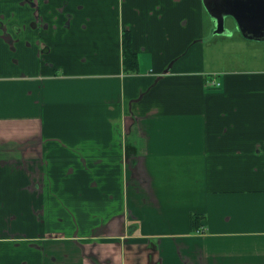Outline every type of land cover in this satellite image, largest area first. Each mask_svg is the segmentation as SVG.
<instances>
[{
  "label": "crops",
  "instance_id": "crops-1",
  "mask_svg": "<svg viewBox=\"0 0 264 264\" xmlns=\"http://www.w3.org/2000/svg\"><path fill=\"white\" fill-rule=\"evenodd\" d=\"M203 5L0 0V264H264V60L198 70Z\"/></svg>",
  "mask_w": 264,
  "mask_h": 264
},
{
  "label": "rangeland",
  "instance_id": "rangeland-1",
  "mask_svg": "<svg viewBox=\"0 0 264 264\" xmlns=\"http://www.w3.org/2000/svg\"><path fill=\"white\" fill-rule=\"evenodd\" d=\"M211 19L204 5L202 6L201 16H199L197 12L194 18L198 29H202V44L197 46L195 54L205 59V65L201 66L198 70H204L205 72L226 71L227 67L225 66L231 61H236L238 66H246L249 59H252L253 56L257 58V61L264 60V41L252 42L243 38L239 28L235 26L234 20L230 17H227L225 21V30L229 34L217 35L214 33L215 25L213 19ZM229 36L232 37L227 38ZM237 39L241 42H235ZM68 50L69 45H61L55 48L54 54L61 55V59L54 64L53 60H58L59 56H51L52 60L47 61L50 65H55L60 75L65 72L73 71V69L69 68L67 65L72 61V53L75 50L73 52H69ZM102 52L103 48L89 47L80 49L76 54L78 69L82 68L90 73H100V71H98L99 68L95 66L91 67L88 63L95 62ZM80 58L82 59L79 60ZM185 58L188 60L189 55ZM98 63L99 62H97L96 65ZM177 67L181 66L179 65Z\"/></svg>",
  "mask_w": 264,
  "mask_h": 264
},
{
  "label": "water",
  "instance_id": "water-1",
  "mask_svg": "<svg viewBox=\"0 0 264 264\" xmlns=\"http://www.w3.org/2000/svg\"><path fill=\"white\" fill-rule=\"evenodd\" d=\"M214 22V33L228 35L227 17L232 18L242 36L248 40H264V0H202Z\"/></svg>",
  "mask_w": 264,
  "mask_h": 264
},
{
  "label": "trees",
  "instance_id": "trees-1",
  "mask_svg": "<svg viewBox=\"0 0 264 264\" xmlns=\"http://www.w3.org/2000/svg\"><path fill=\"white\" fill-rule=\"evenodd\" d=\"M123 65L127 74H135L139 70L138 52L135 48L134 37L131 32L125 31L122 36ZM202 216L195 214L191 219V228L197 232L201 225Z\"/></svg>",
  "mask_w": 264,
  "mask_h": 264
},
{
  "label": "built area",
  "instance_id": "built-area-1",
  "mask_svg": "<svg viewBox=\"0 0 264 264\" xmlns=\"http://www.w3.org/2000/svg\"><path fill=\"white\" fill-rule=\"evenodd\" d=\"M213 85H215L214 83H213ZM219 85V84H218Z\"/></svg>",
  "mask_w": 264,
  "mask_h": 264
}]
</instances>
